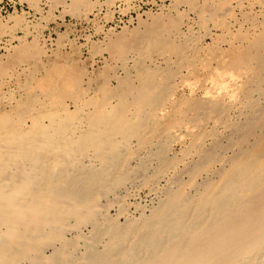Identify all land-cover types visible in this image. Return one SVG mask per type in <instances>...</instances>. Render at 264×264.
Wrapping results in <instances>:
<instances>
[{"label": "bare ground", "instance_id": "obj_1", "mask_svg": "<svg viewBox=\"0 0 264 264\" xmlns=\"http://www.w3.org/2000/svg\"><path fill=\"white\" fill-rule=\"evenodd\" d=\"M61 1L87 21L137 7ZM20 3L0 7V264H264V0H163L133 31L99 25L100 70L76 40L50 49L30 20L43 1ZM56 73L69 90L84 75L79 93L31 96Z\"/></svg>", "mask_w": 264, "mask_h": 264}, {"label": "rangeland", "instance_id": "obj_2", "mask_svg": "<svg viewBox=\"0 0 264 264\" xmlns=\"http://www.w3.org/2000/svg\"><path fill=\"white\" fill-rule=\"evenodd\" d=\"M12 1H14V2H16L18 4L19 9H22V8L27 9V5H24V4H21L20 3V1H22V0H5L4 3L0 6V7H3L4 8V11H3L4 12V15H6L7 12H12L13 11ZM41 1H43V3H44L43 4L44 7L42 6V8L44 9L45 13H48L49 12L48 13L49 16L47 15L48 18H46V19L49 20V18H50V20L48 21V20L45 19L46 22L44 20H41V19H44V18L41 15H39V14H36L35 16H31L30 17V20H32L33 23H35V24L36 23L37 24L41 23L40 26H43V25H46L47 24V26H46V28H45V30L43 32H44V36L47 38V40H49L48 45H49L50 49L52 48L51 50H56V47H55L56 41H58V40L61 41L62 40V43H63V42H66L65 40L71 39V40H76V43L80 47V49H81L82 53L84 54V57L85 58L86 57L87 58L89 57V53L90 52L91 53L95 52L93 54H98L97 55V58H96L97 61L94 60L95 63H94V61H91V60H89V62H87V64H86L87 65L86 66L87 67L86 68L87 70L88 69H91V67L94 68L95 70H100L99 67L102 68L100 57L103 56V55H105V56L108 55L107 45H106V43L103 40L104 37H103V35H101L100 33H98V29H100L99 28L100 26H101V29L104 32L107 31V30H110L112 28L115 31V34L116 33L117 34L119 33L118 35H120L122 33V29L125 26V24H127L132 19V20H134V24L131 25V26H129V27H130V30L133 31L134 29L137 28V26H139L138 21H137L139 19L138 17H140V18L142 17V21L144 19V22H146L147 21V18L145 17L146 12H151L153 10L152 12L153 13H156L155 10H158V7L160 5H162L161 2H163V0H136L135 1L136 2L135 5L137 7L135 9H133V10H130V11H124L125 9L123 10V8H121V4L115 3L116 6L114 4H111L110 5L111 7L110 6L109 7L104 6L101 12H99V13L98 12L93 13L89 17V21H87V20H84L83 18L82 19L80 18V20L78 18V16H80L82 13H84V10H85V7H86L85 3H83L82 1H81L80 4L79 3H76L77 5H73L68 10H65V11H64V8H63V4H62L63 1H61V0H59V2H58V0H56L57 2H55V0H41ZM51 1H52V4H51ZM153 1H155V2L153 3ZM68 2L71 4L70 0L69 1L68 0L66 1L67 4H69ZM57 3H58V5H57ZM45 4H46V6H45ZM52 6H53V8L55 10L54 9H51ZM107 12H109L111 14V15H109V17L107 15H105V14H107ZM71 15H73V16H71ZM98 15H100V16H98ZM107 18H108V20H107ZM52 20H54L55 22L52 21ZM94 20L97 21V22H95ZM91 21H94V23H92ZM73 28H75L74 29L75 31L73 30ZM65 31H66V33H65ZM57 33H59V36L62 33L61 35H63V36H61L60 39H59L58 36H57L58 35ZM77 35L78 36L80 35V36L78 37ZM88 36L90 37V40L89 41H87L88 40L87 39ZM30 38L32 40V37H28V39H30ZM55 39H57V40H55ZM98 40H100V41H98ZM204 40L207 41L206 39H204ZM92 41H95L96 44L94 45V42H92ZM86 42H87V45H86ZM53 43H55V45ZM101 46H103V48ZM31 58L33 59V58H35V56L34 57H31ZM31 58H29V59H31ZM44 60L43 59L38 60L36 58L33 59V60H31V61L29 60L30 61L29 64L31 63V65L33 66V68H31L32 66H29L28 65L31 68V73L33 72L30 75V76H32L31 78L37 80V78L39 79L40 76L42 77L41 74H44L45 73L44 70H46L47 67H49L48 66L49 65V62L47 64L46 61H44ZM44 63L46 64V66L44 65ZM53 66H54V64H53ZM76 69L70 70V71H73L72 74H71V72H68V70H67V71H65L66 73L64 72V74H61V76L64 77V75H65V76H67V79H68L69 78V76H68L69 74L66 75L67 72L70 73L73 76L74 75H77L81 70L80 71L78 70V73H77V70ZM80 74H83V73L80 72L78 75H80ZM74 77H76V76H74ZM61 78L62 77H60L59 74L57 75V73H56V75H54L53 78H51L52 80H48V81H46V82H44L42 84L41 83H38L37 85L35 84V87L32 88V95L31 96H35V97H37L39 99L46 98V97H50V98L54 99L57 102H62L65 99H68V97L72 93H75V94L76 93H79L80 90L78 89V87H79V85H81V83L83 81H81V83H79V82H80V79L81 78L84 79V75L77 76V79L74 78V80L76 79L75 81L73 79H71L72 81H74V82H72V84L73 85L76 84V88H74L75 86L74 87L72 86V88H74V89L71 88V90H69V88L68 89H63V88L61 89V87L58 86V84L60 83V81L63 82ZM35 80L33 81L34 83H35ZM77 80H79V81L77 82ZM198 91H200V90H198ZM184 92L186 94H189V89L186 88L184 90ZM161 96H162V94H160L159 98ZM159 100H161V99H159ZM179 148L180 147H177L178 150H179Z\"/></svg>", "mask_w": 264, "mask_h": 264}]
</instances>
